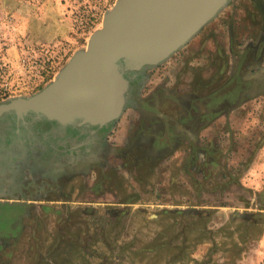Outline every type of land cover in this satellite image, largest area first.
Masks as SVG:
<instances>
[{"label":"rangeland","instance_id":"rangeland-1","mask_svg":"<svg viewBox=\"0 0 264 264\" xmlns=\"http://www.w3.org/2000/svg\"><path fill=\"white\" fill-rule=\"evenodd\" d=\"M116 2L0 0V85L21 90L35 81L34 90L14 97L42 90L87 49ZM262 7L264 0H233L162 63L163 73L179 79L187 66L188 73L214 77L231 39L239 49L259 36L253 24L264 22ZM42 67L50 74L40 83ZM220 132L224 155L214 157L215 164L188 168L190 179L184 155H174L144 179L148 185L135 187L130 207L9 210L17 217L16 236L0 241V264H264V95Z\"/></svg>","mask_w":264,"mask_h":264},{"label":"flooded vegetation","instance_id":"flooded-vegetation-1","mask_svg":"<svg viewBox=\"0 0 264 264\" xmlns=\"http://www.w3.org/2000/svg\"><path fill=\"white\" fill-rule=\"evenodd\" d=\"M253 26L259 36L239 49L231 39L214 77L173 78L159 71L164 64L125 68L127 103L107 125L83 121L59 131L48 122L29 127L1 118L0 241L16 236L17 217L9 210L127 208L135 187L148 185L144 179L150 181L174 155H184L190 179L188 168L215 164L214 157L224 155L221 125L264 95V22ZM7 198L15 203L2 200Z\"/></svg>","mask_w":264,"mask_h":264},{"label":"water","instance_id":"water-1","mask_svg":"<svg viewBox=\"0 0 264 264\" xmlns=\"http://www.w3.org/2000/svg\"><path fill=\"white\" fill-rule=\"evenodd\" d=\"M233 0H117L86 50L76 52L55 80L29 96L0 103V119L53 124L59 131L103 126L125 109L124 69L158 66L178 53Z\"/></svg>","mask_w":264,"mask_h":264},{"label":"built area","instance_id":"built-area-1","mask_svg":"<svg viewBox=\"0 0 264 264\" xmlns=\"http://www.w3.org/2000/svg\"><path fill=\"white\" fill-rule=\"evenodd\" d=\"M22 62H23V65L26 66L29 63V59H23ZM42 68H43V70L39 71V73H38V75L36 77L39 80L40 83H42L44 81L45 77L50 74V72L45 67H42ZM34 82L23 84V85H26V86L22 87L21 90L15 89L13 84L8 83V82H5V83L1 84L0 85V100L1 101L7 100V99L12 98V97H14L16 95L23 94L24 90L29 91V92L34 90L32 88L33 87H37L36 85H34Z\"/></svg>","mask_w":264,"mask_h":264},{"label":"crops","instance_id":"crops-1","mask_svg":"<svg viewBox=\"0 0 264 264\" xmlns=\"http://www.w3.org/2000/svg\"><path fill=\"white\" fill-rule=\"evenodd\" d=\"M186 62H187V60H186ZM187 70H190V69H187V66L183 69V71L185 72L184 73V75H185V77H189V75L191 76V75H194V73H190V71H189V73L187 72ZM160 72H163V68H161L160 70H159ZM208 72H211V73H213L212 71H210V69L207 71V73ZM202 73V72H201ZM168 75H171V77H173L174 78V76H173V72L172 71H169V73H167ZM203 74V73H202ZM175 75H176V73H175ZM193 77V76H192ZM203 77H207V76H203ZM172 78V79H173ZM124 123H125V117H123L122 118V120H121V123H120V125H121V128H123V126H124Z\"/></svg>","mask_w":264,"mask_h":264}]
</instances>
